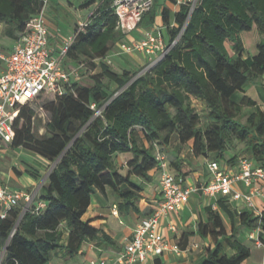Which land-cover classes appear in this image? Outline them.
Masks as SVG:
<instances>
[{
    "label": "trees",
    "instance_id": "1",
    "mask_svg": "<svg viewBox=\"0 0 264 264\" xmlns=\"http://www.w3.org/2000/svg\"><path fill=\"white\" fill-rule=\"evenodd\" d=\"M169 1L178 4V10L161 9L167 51L146 71L137 75L138 71L110 68V44L123 34L111 0H100L86 26L73 30L63 63L66 67L68 62H86L91 69L98 68L92 84L74 82L69 92L43 106L49 120L41 136L32 130L34 109L29 105L18 109L9 147L56 163L26 210L19 203L0 216V241L8 240L2 264H48L59 252L74 258L85 241L113 245L108 235L83 218L92 195L96 190L110 191L118 200L119 213L140 214L143 182L158 169L155 147L167 157L173 135L181 145L190 142L195 156L212 155L210 160L228 164L239 158L228 151L235 142L241 143L255 164L264 167V111L247 95L236 99L246 84L258 83L264 76V0H197L193 7L188 1ZM157 2L153 0L138 27H154L156 7L161 6ZM41 5L39 0H0L4 33L18 38ZM253 30L259 39L249 54L242 35ZM192 98L208 107L204 120ZM92 103L101 109L98 116ZM245 107L252 110L241 122ZM168 168L183 180L190 174L177 157L168 161ZM26 171L37 177L35 170L26 167ZM40 202L43 207H38ZM217 204L233 219L229 205L221 200ZM205 214L197 232L211 236L214 245L205 249L199 264H245L250 250L235 237V229L227 234L217 209L206 206ZM237 214L248 230L260 220L264 231V210L261 217L247 209ZM224 243L231 255L224 252Z\"/></svg>",
    "mask_w": 264,
    "mask_h": 264
},
{
    "label": "built area",
    "instance_id": "2",
    "mask_svg": "<svg viewBox=\"0 0 264 264\" xmlns=\"http://www.w3.org/2000/svg\"><path fill=\"white\" fill-rule=\"evenodd\" d=\"M41 1V9L29 20L23 32L16 38L9 52L0 49V62L3 69L0 73V152H2L14 137L13 121L18 109L29 105L42 97L56 98L70 90L75 81V70L64 67L73 35L68 41L58 44L55 48L49 41V30L45 19L47 0ZM191 2V7L195 2ZM180 3V2H178ZM153 0H111L110 8L117 17L119 30L124 33L137 27L142 16L151 8ZM3 23H0V29ZM86 22L78 24V30L83 29ZM1 31V30H0ZM118 51L133 55L141 53L149 56V67L161 59L167 51L160 28L152 27L145 30L143 37L131 43L121 42ZM148 67V68H149ZM90 108L98 116L101 109H96L94 103ZM157 167L160 170L159 197L152 213L141 218L135 225L130 238L117 254V264H140L153 256L164 252L180 253L177 243H169L160 231V221L170 213H176L188 203L194 190L192 186H184V180L172 174L168 168V160L158 146L154 153ZM209 180L200 186L199 190L208 206L213 210L218 208L217 200L234 208L238 212L247 209L256 217L262 216L264 210V167L258 166L252 157H239L234 164L209 160L207 162ZM33 195L21 190L10 191L0 184V216H5V210L18 205L22 200L28 205ZM260 200V202H259ZM213 201V203H211ZM40 202L38 207H43ZM113 213L117 214L114 207ZM175 230L174 225L170 226ZM264 231L261 222L249 230L248 237L254 246L263 251L264 264ZM197 247V245H194ZM88 264H105L104 261L90 260Z\"/></svg>",
    "mask_w": 264,
    "mask_h": 264
},
{
    "label": "crops",
    "instance_id": "3",
    "mask_svg": "<svg viewBox=\"0 0 264 264\" xmlns=\"http://www.w3.org/2000/svg\"><path fill=\"white\" fill-rule=\"evenodd\" d=\"M184 1L185 0H178V2ZM97 4L98 2L94 3V9L89 14L86 21L94 12ZM162 6H166L171 12H176L178 10V4H174L169 0H162L161 6L156 8L154 27L160 28L161 31L164 32L160 14ZM47 26L49 30V41L53 47L56 48L58 46L56 36L52 33L48 22ZM145 30L148 29L137 26L131 31L122 33L123 36L120 39L126 38L129 40L128 43H131L135 40L141 39ZM8 38L13 41V46L16 38ZM114 43H111L110 46H115ZM11 47L3 44L2 50L4 52H9ZM139 54L143 58L147 57L148 60L150 58L149 56L141 53ZM250 84L258 86L264 90V76H262L260 82ZM244 95L247 94L244 93ZM250 98L253 99L252 97ZM254 101L259 105L261 110L264 111V102L259 103L256 100ZM6 148L0 152V161L10 168H0V184L10 191L21 190L26 193H30L33 196L38 194L40 187L46 182L48 173L51 169V162L39 157L33 152H31L33 153V157H31L26 153H22V151H19L18 149L15 150L9 146ZM5 156L7 157V160L4 159ZM21 157L26 160H21ZM200 158L202 160H200ZM195 160V169L190 171V174L183 182L184 186L194 187L188 203L183 207V209L176 213L168 214L160 221V231L164 235L166 241L169 243H177L181 248V252H164L162 255L153 256L147 259L144 263L140 264H199L205 254V249H211L213 247L214 240L211 236L207 235L206 237H201L197 232L198 224L200 222H204L206 219L205 207L208 206L209 202L203 198L199 188L201 185L206 184L209 180L207 162L210 158L197 156ZM26 166L35 170L37 177H33L28 174ZM160 174L159 170L154 169L149 173L150 181L143 182L144 189L140 193V199L138 201L140 214L133 211H129L127 213H119L117 211V214L115 215L113 211L114 207H116L118 203L116 196L107 190L104 193H100L96 190L92 195L91 203L83 215V218L85 220H89L92 226L100 229L108 235L114 244L110 246L101 240L85 241L76 257H64V255L59 252L52 255L48 264H88L90 260L104 261L105 264H117V254L122 250L124 244L130 238L135 225L141 218L150 213L153 205H155L158 200L160 192ZM211 203H213V201ZM230 208L233 209V211L238 212V208H234L232 205ZM171 225H174L175 230L170 229ZM227 234H230V232ZM194 245H197V247Z\"/></svg>",
    "mask_w": 264,
    "mask_h": 264
},
{
    "label": "rangeland",
    "instance_id": "4",
    "mask_svg": "<svg viewBox=\"0 0 264 264\" xmlns=\"http://www.w3.org/2000/svg\"><path fill=\"white\" fill-rule=\"evenodd\" d=\"M47 5L45 7V19L49 23L52 33L56 36V42L58 44H62L69 40V38L73 34V30L77 27L79 23L86 22L87 17L94 9V3H97L100 0H47ZM181 1V0H179ZM187 1V0H185ZM192 2H196L197 0H191ZM161 1L157 2V5L161 4ZM178 2V0H176ZM160 7V6H159ZM158 8V6L156 7ZM0 49H3V44L12 46V40L9 39L4 33V27L2 26L0 29ZM163 37H166V34L163 32ZM179 38L177 36L176 40ZM259 39V35L255 30L250 33H244L242 35V40L246 47V51L249 54H252L255 49V40ZM121 42L128 43L129 40L126 38L118 39L115 41V46H110L109 59L111 60V64H109L110 68L113 71L120 72L124 68L129 69L131 71H138L137 75L146 71L149 67V60L147 57L143 58L139 53H135L133 55L125 54L118 51V44ZM175 42V41H174ZM229 49V47H228ZM230 53L231 50L229 49ZM66 63V59L64 60ZM63 62V63H64ZM66 67L70 70H75L74 81L81 86H90L92 84V76L98 72L97 69H91L89 64L86 62L80 64H72L68 62ZM3 66L0 63V72L2 71ZM111 88L114 89L115 86L111 85ZM245 94L252 97L254 100L259 103L264 102V90H262L258 86H254L253 84H247L245 86ZM242 92L236 93V99L239 100ZM51 97H42L39 98L32 103L29 104V107L34 109L35 117L32 122V130L36 136H41L45 132V124L49 120V115L47 112L43 110V106L51 101ZM192 105L194 106L197 113H199L204 120L203 114L208 111V107L205 103L201 102L198 99L192 98ZM251 108L245 107L243 109L242 114L244 115L241 118V122L245 121V116L251 111ZM191 143L188 142L186 144H179L177 136L173 135L170 141V152H168L167 158L168 161L174 160L177 157L185 166H187L190 171L195 169V156L191 149ZM7 149V148H6ZM22 151V153H26L33 157V153L29 152L26 149L22 148H14ZM167 154V152H166ZM238 154V157L247 156L246 151L244 150L243 144L235 142L232 149L228 151V155ZM212 158V155L211 157ZM7 160V157L4 158ZM21 160H26L21 157ZM30 160V159H29ZM200 160H202L200 158ZM21 162V161H19ZM56 162H51V168L54 166ZM23 164V163H21ZM10 168L7 165L0 161V168ZM28 167V166H26ZM159 170V169H157ZM160 171V170H159ZM43 185V184H42ZM35 197V195H34ZM22 205V211L26 210V206L23 200L20 202ZM233 205V203H231ZM24 206V207H23ZM217 211L222 219L223 225L225 227V231L231 232V228L235 229V237L238 239L240 243L245 245L250 250V257L245 261V264H259L262 258L263 251L254 246L252 240L249 239L248 233L249 230L244 227L240 220L238 219V214L236 211H233V219L227 214L226 211L217 208ZM212 238V237H211ZM8 244V240L0 241V264L5 257V248ZM224 252L227 255H231L233 251L224 243L223 245Z\"/></svg>",
    "mask_w": 264,
    "mask_h": 264
}]
</instances>
